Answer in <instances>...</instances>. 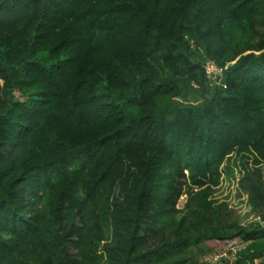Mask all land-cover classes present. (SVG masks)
Here are the masks:
<instances>
[{"label": "trees", "instance_id": "1", "mask_svg": "<svg viewBox=\"0 0 264 264\" xmlns=\"http://www.w3.org/2000/svg\"><path fill=\"white\" fill-rule=\"evenodd\" d=\"M233 155L245 224L214 197ZM234 239L264 264V0H0V264H206Z\"/></svg>", "mask_w": 264, "mask_h": 264}, {"label": "rangeland", "instance_id": "2", "mask_svg": "<svg viewBox=\"0 0 264 264\" xmlns=\"http://www.w3.org/2000/svg\"><path fill=\"white\" fill-rule=\"evenodd\" d=\"M214 69V65L210 63L207 65V70L212 80L214 76L211 73ZM227 162H230V168L228 170L225 166L222 167L219 184L214 189V197L220 202L225 201L232 211V217L238 219L241 223L245 224L259 219V213L252 210L249 206L247 194L239 185L240 170L244 165V160L238 159L235 161V156L233 155L224 164ZM253 165L252 159H249L247 166L252 167ZM185 201L186 195L182 194L177 200V206L183 207ZM207 243L213 247V252L198 255V263L204 261L206 264H232L236 250L242 245L239 239L229 241L209 240Z\"/></svg>", "mask_w": 264, "mask_h": 264}, {"label": "built area", "instance_id": "3", "mask_svg": "<svg viewBox=\"0 0 264 264\" xmlns=\"http://www.w3.org/2000/svg\"><path fill=\"white\" fill-rule=\"evenodd\" d=\"M210 64L214 65L213 63H210ZM218 71H219V69L215 66L214 72H218Z\"/></svg>", "mask_w": 264, "mask_h": 264}]
</instances>
